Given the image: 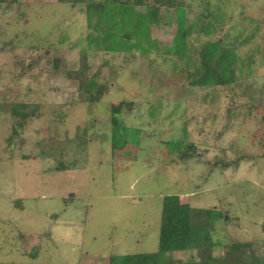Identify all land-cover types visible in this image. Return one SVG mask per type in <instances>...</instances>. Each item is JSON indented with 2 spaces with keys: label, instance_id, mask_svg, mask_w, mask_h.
Listing matches in <instances>:
<instances>
[{
  "label": "rangeland",
  "instance_id": "374dc122",
  "mask_svg": "<svg viewBox=\"0 0 264 264\" xmlns=\"http://www.w3.org/2000/svg\"><path fill=\"white\" fill-rule=\"evenodd\" d=\"M179 4L186 37L173 4H137L156 45L108 52L84 2H0V264L155 253L167 195L227 217L216 259L264 236V0ZM233 36L234 80L189 83L203 43Z\"/></svg>",
  "mask_w": 264,
  "mask_h": 264
},
{
  "label": "trees",
  "instance_id": "16d2710c",
  "mask_svg": "<svg viewBox=\"0 0 264 264\" xmlns=\"http://www.w3.org/2000/svg\"><path fill=\"white\" fill-rule=\"evenodd\" d=\"M3 1L0 0V2ZM59 1L71 3L84 2L88 9V19H91L96 14L95 23L96 27H100L102 31V36L100 35L102 39L98 41L96 38L91 37L89 41L93 43L97 50L130 52L132 48L141 44L146 45L145 48H151L152 45L150 43L152 42L156 45V41H153L149 37L150 16L147 14H137L134 11V6L137 4L149 6L154 4L164 5L166 2L171 5L173 4L177 16V28L181 32V35L186 37L192 30L191 25H188V28L184 26L185 11L179 4L181 0ZM140 22L147 29V34L143 36L146 39L144 42L140 41L136 31V27ZM218 29L223 30L220 26ZM199 30L204 33L206 32V29L203 27H200ZM138 38L139 41L137 40ZM133 39L136 41L130 43ZM114 40L119 41L120 45L116 47L112 46L111 44ZM233 46L234 36L229 47H227L226 41L222 37H218L212 42L206 41L203 43L199 49L198 67L188 74L189 83L194 82L200 87L209 85L211 80L213 84L214 81L216 82L215 86L231 83L234 80L233 76L235 72V68L233 67L234 53L230 51V47ZM183 52L185 56V49ZM224 75H228V77ZM88 84L89 87H92L94 83L89 82ZM95 90L97 91L96 95L90 93V102L98 101L101 98L104 86L98 85ZM187 150H191L190 145H188ZM213 212L212 209L192 207L189 203L182 202L179 195H167L164 197L162 205L157 251L155 253L113 255L109 258L108 264H229L230 262L221 260V258L216 259L212 253L213 245H211V242L208 244L211 238L210 231L213 229L211 221L219 219L227 220V217L222 214L219 217H213ZM249 247L250 243L248 244L247 242H234L232 244L234 264H248L246 258L248 257ZM192 249L197 251L199 259L195 260L192 258L189 261H183L172 258L173 252L190 251Z\"/></svg>",
  "mask_w": 264,
  "mask_h": 264
},
{
  "label": "crops",
  "instance_id": "0c3cea01",
  "mask_svg": "<svg viewBox=\"0 0 264 264\" xmlns=\"http://www.w3.org/2000/svg\"><path fill=\"white\" fill-rule=\"evenodd\" d=\"M262 235H260V236L258 235V237L253 239V240L248 239V240L244 241V242H247L248 244L250 243V247L248 248L249 251L247 253V255H248L247 258H250V261H248V259H247L248 264H264V236H262ZM193 250L194 249H192L190 251H176L174 253L185 254V253L191 252ZM256 257H257V259H256ZM259 258H261V260L258 263L257 262L255 263V261L256 260L258 261Z\"/></svg>",
  "mask_w": 264,
  "mask_h": 264
}]
</instances>
